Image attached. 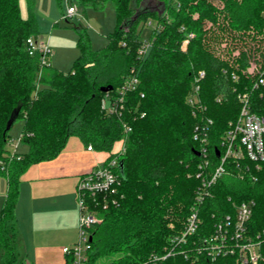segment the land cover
Returning <instances> with one entry per match:
<instances>
[{
	"label": "trees",
	"instance_id": "16d2710c",
	"mask_svg": "<svg viewBox=\"0 0 264 264\" xmlns=\"http://www.w3.org/2000/svg\"><path fill=\"white\" fill-rule=\"evenodd\" d=\"M37 1L25 0L27 17L23 18L20 0H0V161L6 162L5 171L0 168V176L5 175L8 182L0 215L2 259L9 264H26L19 252L21 241L15 215L21 176L26 170L35 163L54 159L72 136L98 152L112 153L114 145L124 138L123 122H128L132 132L121 155L122 172L118 166L123 198L118 207L102 211V222L91 229L89 264L98 257L117 253L124 256L111 264H152L151 256L167 255L172 247L169 238L182 232V223L191 212L200 184L196 175L201 158L193 140L197 118L186 104L194 74L206 72L201 99L206 117L214 122L210 158L216 166L219 158L214 152L220 137L240 113L237 93L250 92L253 111L264 116V85L253 89L257 75L246 72L251 61H257V53L264 60V47L256 43L239 48V55L232 62L215 56L209 49L205 29L207 22H217L218 6L212 0H201L199 10L195 8L199 12L197 19L191 18L196 10L188 9V0H178L175 7L167 3L163 6L160 0L154 6L152 0H76L93 6L113 2L117 26L108 45L97 51L93 50L87 31L78 29L80 55L73 69L65 74L51 64L41 66L40 55L28 54L26 40L38 33L34 12ZM223 11L236 30L264 26V0H226ZM150 16L158 18L161 29L154 33L148 56L141 59L138 51L142 31L138 27L140 23L145 25ZM188 33L194 37L183 52L180 44ZM134 68L138 70L140 85L128 96L124 118L107 114L101 106L104 94L100 88L113 86L115 92ZM260 68H264V62ZM224 70L236 71L239 80L234 82ZM40 85L42 88H38ZM13 116L16 118L12 126L18 119L25 122L21 142L28 151L9 159L4 153L12 128L7 130V125ZM111 157L113 154L107 161ZM170 183L186 204L180 210L174 208L178 200L168 195L166 188ZM248 201L255 204L250 222L255 234L264 229V162L259 170L250 166L241 177L220 179L212 196L200 207L203 224L198 233L188 244L179 246L176 254L155 264H239L230 256L216 261L205 254L197 256L193 242L209 236L214 224L225 215L233 216L234 205ZM171 206L174 229L168 226L170 218H166ZM177 217L182 219L179 223ZM66 257V264H72V256Z\"/></svg>",
	"mask_w": 264,
	"mask_h": 264
},
{
	"label": "built area",
	"instance_id": "2783aa9c",
	"mask_svg": "<svg viewBox=\"0 0 264 264\" xmlns=\"http://www.w3.org/2000/svg\"><path fill=\"white\" fill-rule=\"evenodd\" d=\"M76 13L77 8L69 6L64 17L71 18ZM181 30L185 31V28L182 27ZM193 37V33H188L186 39L190 41ZM152 45V39L141 44L138 51L141 59L148 56ZM26 46L30 56L40 55L41 66L50 65L48 40L43 38L37 40V36H31L27 38ZM246 72L251 76L257 75L253 89L264 85V68L253 66ZM223 73L230 74L234 82L240 78L236 71L224 70ZM205 76L204 70L194 74L191 90L186 97V104L191 108L193 116L197 118L193 129V140L198 146L197 153L201 158L196 175L200 179V184L196 189L194 203L182 232L171 238L172 247L167 255L161 258L154 254L151 256L152 264L176 254L179 246L188 244L192 236L198 233L203 224L200 218V207L208 197L212 196V189L220 179L226 176L241 177L249 172L250 166L259 170L264 162V116L253 111L251 93L247 91L237 93L241 106L240 113L221 135L219 147L214 152L219 162L216 166L212 165L210 133L214 122L206 117V107L201 99V83ZM139 85L138 70L134 68L120 88L104 95L101 102L102 109L109 115L124 118L128 96L137 91ZM141 97L144 98V94H141ZM144 116L145 113L142 112L141 117ZM123 128L124 138L121 141L125 145L128 142V135L132 132V126L128 122H123ZM18 144L19 142L14 143V141L10 144L13 152L8 156L9 159L19 156L16 154ZM88 150L92 151V146H88ZM124 152L125 149H122V153ZM119 162L120 159L117 157L107 161L82 175L78 181V239L75 244L64 247L62 250L65 255L72 256V264H89V254L92 250L91 229L102 222L100 216L102 211L118 207L123 198L120 194L122 180L118 172ZM5 167L6 162L0 161L2 171H5ZM254 205L253 201L234 205L233 216L225 215L214 224L209 236L199 239L197 243L193 242L197 256L205 254L211 261L230 256L235 257L239 264H264V229L255 234L250 229ZM0 264H9L2 259L1 254Z\"/></svg>",
	"mask_w": 264,
	"mask_h": 264
},
{
	"label": "rangeland",
	"instance_id": "374dc122",
	"mask_svg": "<svg viewBox=\"0 0 264 264\" xmlns=\"http://www.w3.org/2000/svg\"><path fill=\"white\" fill-rule=\"evenodd\" d=\"M160 1L163 3V6H165V3H167V5L175 7L179 3L178 0H160ZM160 1L152 0L151 4L152 6L158 5ZM212 1L215 2L216 6H218V10L216 12L217 22L214 24H212V22H207L205 29L208 32L207 38L209 39V44H208L209 49L215 56L220 57V59L222 60L232 62L239 55V48H243L244 46L246 47L252 46L253 44L256 43H261L262 47H264V26H261L257 29L251 28L246 31L236 30L234 29V27H232V25H230L229 19L227 18L225 12L223 11L225 8L226 0H212ZM200 3L201 0H188V2H186L185 5L186 6L189 5L188 9H190V7H193L194 9L195 8L198 9ZM69 6H75L77 8V13L71 18L65 19L64 16L66 15ZM20 8H21V16L23 18H26L27 9H26L25 0H20ZM198 10L196 11L193 10V12L190 14L192 19H197L199 17V12H197ZM34 12L38 25V33L36 35L37 40H41L42 38L48 40V46L50 49V54H49L50 64L52 65L53 68L65 74L69 73L73 69L74 62L80 55V49L78 46V38H79L78 29H84L87 31L92 48L94 51H97L108 45L110 41V35L116 30V26H117L115 5L111 1H108L103 5L100 3L97 6H93L92 4H87V5L80 4L76 0H69V1L68 0H38ZM262 14L264 15V11H262ZM158 21L159 20L156 16H150L145 25H143L142 23L139 24L138 27L139 31H142L140 34L141 43H144L148 39L149 40L154 39L153 36L155 35L154 34L155 31L161 29V25ZM36 36L34 35L33 37ZM215 38H217V41H214ZM189 44L190 41H188L187 39L182 40L180 44V50L186 52ZM256 59L257 61H251L252 65H250V67L254 66L260 68V65H262L264 60L262 61V58L259 56V53H257ZM40 87L42 88V85H40L38 88ZM218 97L222 98L224 97V95L223 96L220 95ZM24 125H25L24 120L18 119L12 126L11 130L8 132V141L5 145L4 157L7 158L10 155V153L13 152V147L10 145L12 141H14V143L16 142L20 143L18 146L19 148L17 149L18 154L22 155L27 153L24 152L23 150H26L28 146L25 143L21 142ZM126 145L127 143L124 145L122 141L117 142L113 148L114 150L113 157H111L108 161L115 159L116 157L118 159H122L121 156L123 155L122 149H125ZM187 162L189 161L187 160ZM166 189H168L169 191L168 195H170L172 199L178 200L174 205L175 209L180 210L183 206L186 205L183 204L184 199L178 198L177 192L173 189V183H170V185H168V188ZM7 191H8L7 177L5 175H1L0 176V215L6 201ZM77 201H78V193H77ZM174 208L172 206L169 207V212L166 215V218H170L168 226L171 229H174L176 225L171 221V219H175L174 217L175 215L173 213ZM181 220L182 219H179L177 217L176 222L179 223ZM185 222L186 221L182 223L183 228ZM173 236L174 234L169 238V240ZM77 239H78V219H77ZM19 252L22 258L27 257L29 261L32 260L33 257H31L30 255L31 247L27 249L25 246H23L21 242ZM123 256H124L123 253H117L115 255L112 256L110 255L105 257L101 256L97 258L94 264H111L117 259L122 258Z\"/></svg>",
	"mask_w": 264,
	"mask_h": 264
},
{
	"label": "crops",
	"instance_id": "0c3cea01",
	"mask_svg": "<svg viewBox=\"0 0 264 264\" xmlns=\"http://www.w3.org/2000/svg\"><path fill=\"white\" fill-rule=\"evenodd\" d=\"M113 152L89 151L72 136L54 159L35 163L26 170L15 210L19 238L23 246L31 247L33 258L29 261L26 257V264L67 263L62 250L77 240L78 181L104 164Z\"/></svg>",
	"mask_w": 264,
	"mask_h": 264
},
{
	"label": "water",
	"instance_id": "95a60500",
	"mask_svg": "<svg viewBox=\"0 0 264 264\" xmlns=\"http://www.w3.org/2000/svg\"><path fill=\"white\" fill-rule=\"evenodd\" d=\"M112 90H113V86H105V87H101L100 88V92L103 93V94L109 93ZM15 116H13L12 119L8 122L7 130L11 128L12 123L14 121V118H16ZM119 169H120L121 172L123 171V162L122 161L119 162Z\"/></svg>",
	"mask_w": 264,
	"mask_h": 264
}]
</instances>
